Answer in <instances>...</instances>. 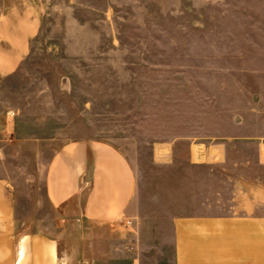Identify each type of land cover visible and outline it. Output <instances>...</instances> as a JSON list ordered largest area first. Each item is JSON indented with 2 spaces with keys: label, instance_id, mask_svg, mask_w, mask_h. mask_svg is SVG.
<instances>
[{
  "label": "rangeland",
  "instance_id": "obj_1",
  "mask_svg": "<svg viewBox=\"0 0 264 264\" xmlns=\"http://www.w3.org/2000/svg\"><path fill=\"white\" fill-rule=\"evenodd\" d=\"M0 71V175L28 203L78 140L121 150L150 209L187 177L264 186V0H0Z\"/></svg>",
  "mask_w": 264,
  "mask_h": 264
},
{
  "label": "crops",
  "instance_id": "obj_2",
  "mask_svg": "<svg viewBox=\"0 0 264 264\" xmlns=\"http://www.w3.org/2000/svg\"><path fill=\"white\" fill-rule=\"evenodd\" d=\"M223 158L220 145H191L187 167L215 169ZM256 161L264 167V144ZM45 167L36 205L0 175V264H264L258 183L227 195L223 178L187 177L150 209L130 160L110 143H65Z\"/></svg>",
  "mask_w": 264,
  "mask_h": 264
},
{
  "label": "bare ground",
  "instance_id": "obj_3",
  "mask_svg": "<svg viewBox=\"0 0 264 264\" xmlns=\"http://www.w3.org/2000/svg\"><path fill=\"white\" fill-rule=\"evenodd\" d=\"M201 152H202V151H201ZM196 156H197V155H196ZM197 157H198V156H197ZM201 157H202V156H201ZM198 158H200V156H199ZM198 158H197V159H198Z\"/></svg>",
  "mask_w": 264,
  "mask_h": 264
}]
</instances>
